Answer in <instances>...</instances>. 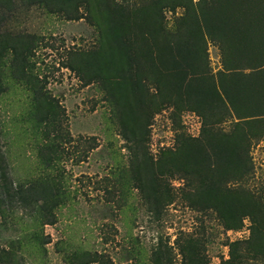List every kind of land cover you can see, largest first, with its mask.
Wrapping results in <instances>:
<instances>
[{"label": "rangeland", "instance_id": "1", "mask_svg": "<svg viewBox=\"0 0 264 264\" xmlns=\"http://www.w3.org/2000/svg\"><path fill=\"white\" fill-rule=\"evenodd\" d=\"M113 1L139 8L143 18L159 14L150 7L156 0ZM99 2H84L83 17L78 19L49 12L40 5L18 4L11 12L0 8V32L23 35L29 49L24 79L13 74L11 49L7 48L1 59L0 184L4 171V180L14 188L50 182L60 193L53 223H46L39 210L42 200L33 204L14 198L2 204L3 261L264 264V226L257 227L249 215L243 216L238 228L227 227L216 211L188 205L180 193L185 180L178 176L170 179L176 197L166 208L137 187L135 170L138 163L142 166V158L151 155L156 159L161 148L174 149L182 137H199L202 115L189 107L184 97L172 92L173 98L160 95L153 83L143 79L150 90L148 109L139 108L129 90L128 125L123 127L116 99L117 79L106 80L94 62L84 69L85 80L78 68L71 70L69 62L75 53L99 50L107 35L99 24L101 12L89 11L98 10ZM185 10L184 6L164 8L160 15L164 28L174 31ZM208 52L211 71L216 73L223 68L219 45L210 41ZM44 100L48 106L43 105ZM48 108L49 120L45 115ZM233 115L226 114L218 128L233 131L238 121ZM148 119L151 123L145 145L134 155L137 146L129 137L139 122ZM49 148L53 151L50 165L45 160ZM246 151L251 169L233 184L239 185L240 197L256 199L264 209V137L250 136ZM154 168L160 172L159 164Z\"/></svg>", "mask_w": 264, "mask_h": 264}, {"label": "trees", "instance_id": "2", "mask_svg": "<svg viewBox=\"0 0 264 264\" xmlns=\"http://www.w3.org/2000/svg\"><path fill=\"white\" fill-rule=\"evenodd\" d=\"M87 1L0 0V8L11 12L19 5H40L49 12H63L69 19H78L83 17L81 8ZM99 1L101 7L89 11L101 12L99 24L102 29L105 27L107 35L103 33L99 50L75 53L69 62L71 70L78 68L85 80L84 69L94 62L107 76L106 80L117 79L116 99L123 127L128 125L125 115L129 109L126 102L129 90L137 106L148 109L150 90L143 79L153 83L160 95L171 97L175 93L184 97L188 106L202 115L199 137H182L174 149L161 148L156 159L151 155L142 158V166L138 163L135 170L137 187L153 198L155 204L166 208L176 197L170 179L178 176L185 180L180 193L188 205L216 211L229 228H238L245 215L257 227L264 226V209L258 206L261 202L240 197L239 185L233 184L251 169L246 151L250 136L264 137V0H156L150 7L159 13L155 14L157 19L143 18L140 9L132 5ZM178 6L185 7V14L178 18L174 31L166 30L160 15L164 8ZM210 41L219 45L223 56V68L216 73L210 68ZM27 45L23 35L0 32V64L4 51L11 49V69L21 79L27 73L24 63ZM110 74L114 76L109 77ZM3 91L0 69V94ZM43 105L49 104L44 100ZM49 113L50 108L45 113L47 120ZM230 113L238 120L235 128L231 132L222 131L218 126ZM150 123V119L139 122L129 137L137 146L134 155L141 153L139 148L145 145ZM49 151L45 157L48 165L53 154L51 148ZM134 160L137 162V156ZM154 164H159V173ZM6 178L3 171L0 208L14 198L33 204L42 200L38 207L46 223L55 221L54 208L59 205L60 193L50 182L14 188ZM0 264H8L2 256Z\"/></svg>", "mask_w": 264, "mask_h": 264}]
</instances>
